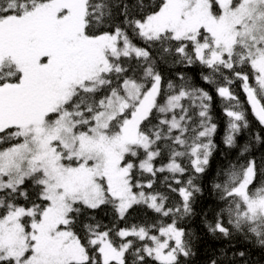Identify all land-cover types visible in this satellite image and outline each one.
I'll return each mask as SVG.
<instances>
[{
    "label": "snow or ice",
    "instance_id": "1",
    "mask_svg": "<svg viewBox=\"0 0 264 264\" xmlns=\"http://www.w3.org/2000/svg\"><path fill=\"white\" fill-rule=\"evenodd\" d=\"M217 100L239 157L212 180L202 223L228 245L208 264H256L264 0H0V264H188ZM137 207L154 218L127 223Z\"/></svg>",
    "mask_w": 264,
    "mask_h": 264
},
{
    "label": "trees",
    "instance_id": "2",
    "mask_svg": "<svg viewBox=\"0 0 264 264\" xmlns=\"http://www.w3.org/2000/svg\"><path fill=\"white\" fill-rule=\"evenodd\" d=\"M145 5L155 6L158 0H144ZM139 46H144L139 40L135 41ZM160 70L167 75L179 66H174L169 61L168 63H159ZM187 74L192 77L196 76V73L192 70H186ZM243 99V96H241ZM214 120L218 125L217 133L214 136V142L217 144V150L213 153L212 158H210V163L208 171L204 177L200 178V184L202 186V191L197 194V215L182 221V225L186 226L187 229L193 233V244L192 249L194 255L187 258L188 264H208V259L215 253L219 255V251L228 245V241L223 239H217L211 233L207 231L202 223L203 212L211 213V211L216 207L217 196L214 192L210 191L212 180L220 170L222 165L227 164L229 161H235L239 157V152L236 149H229L223 144V137L226 128V117L221 111L219 101L217 100L213 108ZM249 121L251 126V131L248 129L243 130L237 137L238 143L240 145L247 144L252 139V133L261 131L260 126L255 121V118L249 113ZM251 151L254 153L255 157L259 159L261 155H264V145L259 143H254ZM247 155V154H246ZM162 179V177H160ZM131 211V210H130ZM100 220L104 224H111L113 217L111 215L110 209H102L96 212L90 213ZM154 218V213L143 207H137L134 211H131V215L127 223H142L146 219L150 220ZM120 227L125 226L124 222H118ZM239 243H236V247L240 250H245V242L237 237ZM247 250L251 256V259L256 262V264H264V251L259 248L247 246ZM230 254V253H229Z\"/></svg>",
    "mask_w": 264,
    "mask_h": 264
}]
</instances>
